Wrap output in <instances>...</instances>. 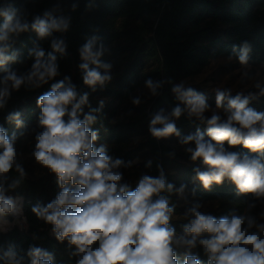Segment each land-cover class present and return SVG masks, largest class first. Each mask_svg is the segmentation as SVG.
Here are the masks:
<instances>
[{
    "label": "clouds",
    "instance_id": "obj_1",
    "mask_svg": "<svg viewBox=\"0 0 264 264\" xmlns=\"http://www.w3.org/2000/svg\"><path fill=\"white\" fill-rule=\"evenodd\" d=\"M77 5H72L76 10ZM88 8L92 4L87 5ZM26 9L17 7L15 0H0V110H4L13 92L21 87L34 90L60 75L58 56L67 55V45L54 33L69 30L71 17L63 14L59 4L34 15L29 21ZM34 32L37 41L29 50L33 63L26 71H18L11 65L19 61L13 46L21 34ZM51 38V51L45 52L38 41ZM106 51L102 37L92 34L79 47L80 63L85 86L96 91L113 79L111 62H103ZM250 45L247 42L233 56L242 66H248ZM259 75V73H257ZM245 78L248 72L243 73ZM164 80L148 78L144 87L151 96L158 95ZM172 83L171 79L167 80ZM258 93H237L229 88L217 87L215 109L207 102L204 93L185 83L174 84L171 92L179 103L166 112L163 108L153 113L148 131L156 139L179 138L190 160L199 162L193 169L195 179L203 189L221 185L225 180L236 188V195H250L244 213L235 209L229 215L216 217L201 211L203 205L194 202L179 218L182 231L178 232L171 221L176 214L172 196L184 198L186 185L178 188L166 180L161 165L158 175L142 172L135 188L125 180L121 169H128L136 161L125 162L109 154L108 146H96L99 133L92 125L97 123L100 108L87 113L89 94L80 93L71 77L65 76L51 84L50 90L36 101L40 109L39 130L33 129L34 148L31 156L42 168L56 176L59 191L46 204L37 202L31 212L40 221L51 226V234L60 242H67L69 258L74 264H205L196 249L207 257L206 264H264V208L257 216L252 214L257 202L264 205V112L249 107L250 101L264 96V86L259 80L253 84ZM139 97L132 104L139 106ZM183 105V107H181ZM90 107V106H89ZM211 111V115L205 113ZM187 112L206 125V130L181 134L176 121ZM221 113L223 115H221ZM82 117V118H81ZM5 121L16 129L25 128L21 112H8ZM25 131L11 135L0 125V233L6 234L20 223L22 208L16 192L28 173L19 157L17 142L25 137ZM227 145V147H226ZM242 145L248 152L231 151ZM248 153H252L251 155ZM152 168V161L145 164ZM15 172L17 175L12 176ZM195 189L192 194L195 195ZM12 217V220H9ZM24 222L27 218L23 217ZM182 257V259H181ZM3 264H55V255L43 247L29 245L26 251H18L14 245L0 248Z\"/></svg>",
    "mask_w": 264,
    "mask_h": 264
},
{
    "label": "trees",
    "instance_id": "obj_2",
    "mask_svg": "<svg viewBox=\"0 0 264 264\" xmlns=\"http://www.w3.org/2000/svg\"><path fill=\"white\" fill-rule=\"evenodd\" d=\"M89 3L92 4L91 8L87 7ZM15 4L27 10L29 21L34 15L42 14L56 4L60 5L64 15L71 17L67 32L53 34V37L64 39L67 45V55L58 56L60 75L38 89L28 90L21 87L10 99L8 112H21L25 108L26 120L34 119L35 109L31 100L38 94L49 91L52 83L65 76L71 77L72 83L81 94L92 91L83 84L82 73L78 68L81 62L78 49L85 43L87 36L99 35L105 47L115 41H126L129 62L123 77H126L127 82L138 78L143 60L156 63L151 68L149 77L165 82L158 90V95L147 104L141 105L133 118L120 120L112 125L105 116L108 106H103L99 112L94 113L98 119L92 125L93 130L99 134L107 133L117 143L125 141L130 130L141 128L148 131L153 113L161 108L170 112L179 103L172 94L171 87L182 78L200 72L211 59L219 55H232L233 46L238 52L243 43L247 42L251 48L249 62L264 61V0H15ZM73 4L77 5L75 11L72 10ZM33 41H37L34 32L21 34L13 46V50L18 51L21 62L11 65L13 68L25 62H28L30 68L34 61L28 56V52L34 46ZM38 42L46 53L52 50L51 38ZM105 59L104 54L101 60ZM130 67L133 69L129 70ZM168 79H171V84L167 82ZM90 108L95 109L89 98V105L84 107V112L87 113ZM8 112L0 115V125L11 135L17 129L6 123ZM176 123L182 135L195 132L197 128L206 130V125L194 117L189 118L187 112ZM148 142L153 156L152 168L148 169L150 175L159 174L156 167L159 164L167 179L165 167L174 159H184L189 163L185 170L186 177H195L193 169L200 166L199 162L193 163L185 150L175 152L171 146L154 139L150 133ZM230 149L248 152L242 145ZM11 175L17 174L13 172ZM192 189L196 190L195 195L192 194ZM58 191L54 174L49 173L36 179L26 178L13 193L23 198V202L20 200L18 204L22 208L21 217L27 218L29 229L25 232L13 227L6 234L0 233V248L6 250L11 244L18 251L24 252L29 245H36L53 252L55 264H63L61 256L67 250L66 242H58L50 233L51 226L38 220L31 212L34 204L50 202ZM190 195L200 201L218 200L223 209L221 216L229 215L233 209L237 214H242L252 198L250 195L237 196L235 185L227 180L221 185L214 184L211 190L203 189L197 180L190 187ZM183 223L186 221L172 224L178 230ZM195 251L206 264L207 257L202 249ZM0 264L3 262L0 261Z\"/></svg>",
    "mask_w": 264,
    "mask_h": 264
},
{
    "label": "rangeland",
    "instance_id": "obj_3",
    "mask_svg": "<svg viewBox=\"0 0 264 264\" xmlns=\"http://www.w3.org/2000/svg\"><path fill=\"white\" fill-rule=\"evenodd\" d=\"M126 46V41L119 40L112 42L106 47L110 49V51L105 52L106 59L103 62H111L113 64V67L110 70V74L112 75L113 79L105 87L101 88L100 86H97L95 92L89 91V98L94 104L95 109L100 108L101 100L104 101V106L109 107L105 116L112 125L120 120H130L137 114V110L141 105L147 104L152 98H154L144 87V82L149 78V72L156 63L152 62L151 60H143L142 66L138 71V78H134L127 82L125 79L126 77H123V73L128 68L129 62L127 60L129 51H126ZM228 57V55H219L211 59V61L205 65L200 72L182 78L175 84L184 82L185 87L190 86L196 89L198 92L204 93L208 104L211 106V109H215L216 107L214 89L217 87L231 89L233 96L237 93H243L244 95H248L249 93H258L259 90L254 88L253 84L256 82V80H259L262 86H264V61L254 63L249 62L248 66H242L238 63L235 57H233L231 61L228 60ZM28 68L29 64L28 62H25L15 69L23 72ZM132 69V67L129 68V70ZM245 71L248 72L247 78L243 76ZM257 73H259V75H257ZM152 79L157 80L156 78ZM13 94L14 92L12 95ZM40 95L41 94H38L34 99L31 100V102L34 103L35 109L34 119L26 120L24 117L25 108H23L21 115L25 122V128L17 129L16 131L17 133L20 131H25L26 133L25 137L18 139L17 148L18 151L22 152L19 160L28 173L27 178L29 179H36L49 174L47 169L38 165L31 156V152L34 148V132L32 130L35 129L38 131V117L40 114V109L37 107L36 101ZM135 97H139L141 100L139 106L132 104V99ZM9 102L10 100L8 101L4 110H0V115L6 114L8 112ZM249 107H252L257 111L264 112V96L250 101ZM205 115L210 117L211 111L206 112ZM221 115L223 114L221 113ZM148 139L149 132L141 128L128 131L126 140L119 143L112 141L107 133L102 132L99 134V139L96 142V146L98 147L100 144H106L108 146L109 154L114 158H121L125 162L136 161V163H134L131 168L121 169V171L124 173L125 180L132 185V188H135V182L140 173L145 171L149 173L148 169L145 168L146 162L153 159ZM160 141L171 146L175 152L184 151L186 147L181 145L179 143V138L175 136L167 139H160ZM188 166L189 163L184 159H174L170 165L165 167V173L167 175L166 180L169 183H173L177 188L181 184H185L187 186L184 198L177 196H172L171 198L172 202L176 204V214L174 215L171 222H182L183 220L182 218H179V216L182 215L186 208L190 207L194 202H200L203 205L201 211L208 212L216 217H220L223 209L221 203L218 200L200 201L191 197L190 187L196 184L197 180L195 178L188 179L186 177L185 170ZM9 194L13 196L16 195L14 193ZM252 201L253 198H251L248 203ZM262 208H264V205H261L259 202H257L256 208L252 210V214L257 216L258 220L260 219L259 213ZM9 218V220L13 219L12 217ZM18 219L20 220V223L14 225L13 227H18L20 230L27 232L29 229L28 222L25 223L22 217H19ZM177 231H182V227H180ZM61 258L63 264H74L75 258H69L68 248L66 252L62 254Z\"/></svg>",
    "mask_w": 264,
    "mask_h": 264
},
{
    "label": "water",
    "instance_id": "obj_4",
    "mask_svg": "<svg viewBox=\"0 0 264 264\" xmlns=\"http://www.w3.org/2000/svg\"><path fill=\"white\" fill-rule=\"evenodd\" d=\"M22 202H23V200H22Z\"/></svg>",
    "mask_w": 264,
    "mask_h": 264
}]
</instances>
